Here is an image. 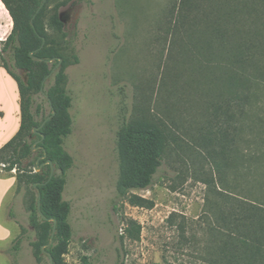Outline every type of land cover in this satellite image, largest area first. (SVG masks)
I'll list each match as a JSON object with an SVG mask.
<instances>
[{
    "label": "rangeland",
    "instance_id": "1",
    "mask_svg": "<svg viewBox=\"0 0 264 264\" xmlns=\"http://www.w3.org/2000/svg\"><path fill=\"white\" fill-rule=\"evenodd\" d=\"M56 6L63 31L49 24ZM45 14L51 40L70 62L73 128L65 149L74 164L63 200L71 205L73 235L65 262L221 264V209L236 198L264 207V0H49ZM12 28L0 0V52ZM237 53L245 57L239 101ZM53 71L33 94V110L41 105L43 115L50 113ZM17 94L0 68V131L12 122ZM125 118L167 133L153 184L131 192L152 202L147 206L116 195V131ZM10 173L16 178V169ZM31 196L24 184L17 190L16 179L3 209L12 226L11 241L0 248L5 264H37ZM130 220L140 224L139 238L126 233Z\"/></svg>",
    "mask_w": 264,
    "mask_h": 264
},
{
    "label": "trees",
    "instance_id": "2",
    "mask_svg": "<svg viewBox=\"0 0 264 264\" xmlns=\"http://www.w3.org/2000/svg\"><path fill=\"white\" fill-rule=\"evenodd\" d=\"M48 1L3 0L12 16L13 28L1 49L0 66L4 67L17 81L21 123L17 133L0 148V173L2 171L10 173L16 169L17 190H20L24 184L27 192L32 193L28 211L29 222L35 230L32 246L37 264H67L64 254L73 235L70 222L71 205L63 200L68 172L74 164L72 155L65 149V141L73 128L70 112L72 96L65 87L66 68L70 62L51 40L46 28L45 13ZM49 24L53 29L63 31L64 24L59 17L58 6L49 17ZM251 51L250 55L254 58L256 52ZM258 52L263 54L264 51ZM6 53L9 54V59ZM60 58L61 63L53 71ZM74 59L78 62L79 56L75 54ZM48 60L52 61L48 62ZM11 63L12 66L25 72V79L12 69ZM233 63L235 65V69L232 70L233 84L236 87L235 97L239 101L241 97L239 85L244 78L242 67L245 64V57L243 54L237 53ZM52 71L53 83L46 90L50 113L43 115L41 105L33 110L35 102L33 94L41 92L43 81ZM53 111L55 113L52 115ZM38 115H42L41 120L37 119ZM49 116L51 117L47 119ZM34 127H37V132L33 131ZM167 139V133L163 128L148 122H130L125 118L120 124L115 140L118 163L115 187L119 200L129 199L131 204L139 206L152 204L151 201L131 192L146 189L153 184L155 175L163 162ZM35 140L37 146H40L36 155L33 153L32 143ZM44 150L47 152V158L54 164L53 174L49 164L43 165L41 171L32 173V170H29L30 166L36 168V161ZM45 160L41 159L39 164ZM35 182H39L42 213L47 218L57 220L51 244L49 243L53 233V221L44 219L38 211ZM221 195L224 197L223 194ZM239 199H235L234 206L230 210L222 211L221 209L220 211L218 220L221 230L219 228L216 230V234L221 235V243L216 245L219 262L221 264H264V207ZM125 230L133 239L140 237L141 226L134 220L129 221ZM22 241V235L15 239L11 247L15 254L20 249ZM44 245H47L44 248L46 252L42 249ZM81 264L93 263L84 257Z\"/></svg>",
    "mask_w": 264,
    "mask_h": 264
},
{
    "label": "crops",
    "instance_id": "3",
    "mask_svg": "<svg viewBox=\"0 0 264 264\" xmlns=\"http://www.w3.org/2000/svg\"><path fill=\"white\" fill-rule=\"evenodd\" d=\"M1 69L7 72V70L0 66ZM8 73V72H7ZM9 74V73H8ZM13 78V77H12ZM14 79V78H13ZM17 89L18 84L14 79ZM3 107L2 105L0 108ZM0 113H3L1 110ZM12 122L3 127L0 131V148L8 142L19 130L21 123V109H20V93L16 96L15 104L11 108ZM16 183V178L13 174L7 172L0 173V248L5 247L12 239V226L10 223L3 219V209L5 207V201L8 195L13 190ZM0 264H5L0 260Z\"/></svg>",
    "mask_w": 264,
    "mask_h": 264
},
{
    "label": "water",
    "instance_id": "4",
    "mask_svg": "<svg viewBox=\"0 0 264 264\" xmlns=\"http://www.w3.org/2000/svg\"><path fill=\"white\" fill-rule=\"evenodd\" d=\"M31 54H32V52H31ZM61 58L59 59V62L57 63V65H56V67L57 66H59V64L61 63ZM52 60H48V62H51ZM55 113V111H53V113H52V115ZM51 115V116H52ZM51 116H49L47 119H49ZM37 127H34L33 128V131L34 132H37ZM38 147H40V146H35V145H33V149H36V148H38ZM41 159H46L42 164H39V162H40V160ZM36 163H37V165H36V168H35V170L38 172V171H41V169H42V167H43V165H45V164H49L50 166H51V170H52V173L51 174H53V172H54V164H53V162H52V160L51 159H49V158H47V152L44 150V152L41 154V155H39V157H38V159H37V161H36ZM38 183L39 182H35L34 183V187H35V190H36V192H37V195H38V211H39V213L41 214V216L44 218V219H47V220H50V221H53V233H52V237H51V239H50V243L49 244H51L52 242H53V234H54V231H55V226H56V222H57V220L55 219V218H47L43 213H42V211H41V206H40V196H41V193H40V189L38 188ZM49 244H47V245H49ZM47 245H44L43 247H42V249H43V251L44 252H46L45 251V246H47ZM50 259V262L52 263V258L50 257L49 258Z\"/></svg>",
    "mask_w": 264,
    "mask_h": 264
}]
</instances>
